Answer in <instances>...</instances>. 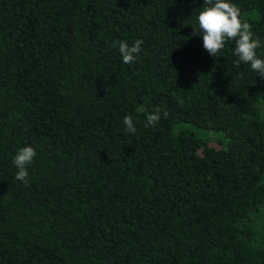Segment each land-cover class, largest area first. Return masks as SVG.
Returning a JSON list of instances; mask_svg holds the SVG:
<instances>
[{
	"label": "trees",
	"instance_id": "obj_1",
	"mask_svg": "<svg viewBox=\"0 0 264 264\" xmlns=\"http://www.w3.org/2000/svg\"><path fill=\"white\" fill-rule=\"evenodd\" d=\"M231 2L264 59V0ZM203 3L0 0V264H264V76L204 50Z\"/></svg>",
	"mask_w": 264,
	"mask_h": 264
},
{
	"label": "clouds",
	"instance_id": "obj_2",
	"mask_svg": "<svg viewBox=\"0 0 264 264\" xmlns=\"http://www.w3.org/2000/svg\"><path fill=\"white\" fill-rule=\"evenodd\" d=\"M206 5L198 13L197 28L193 27V36L201 35L203 37V48L210 56L219 58V53L225 48V45L232 41L235 43L234 55L238 57L234 61L236 67L241 63L250 65L251 69L259 75L264 76V59L257 54V49L261 47V41L258 37L253 38L251 25L242 21L240 8L231 2V0H204ZM118 43L119 53L122 56L124 64H132L139 57L143 43L137 39L133 44L127 41L114 42L115 47ZM164 117L168 112H163ZM161 119V109L157 107L154 112L146 116L145 127L155 126ZM125 133L137 134V128L131 116H126L123 121ZM36 157V150L32 146L21 148L13 157V163L16 166L15 178L22 181L25 186L29 185V173L27 166L32 164Z\"/></svg>",
	"mask_w": 264,
	"mask_h": 264
},
{
	"label": "rangeland",
	"instance_id": "obj_3",
	"mask_svg": "<svg viewBox=\"0 0 264 264\" xmlns=\"http://www.w3.org/2000/svg\"><path fill=\"white\" fill-rule=\"evenodd\" d=\"M260 110H261L262 112H264V108H263V107H261ZM210 138H211V144H212V145H214V146H216V147H223L222 142L220 143V141H218V136H217L216 134L211 133V134H210Z\"/></svg>",
	"mask_w": 264,
	"mask_h": 264
}]
</instances>
